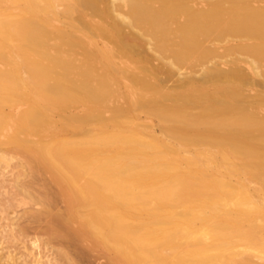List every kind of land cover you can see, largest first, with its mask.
<instances>
[{
    "label": "bare ground",
    "instance_id": "1",
    "mask_svg": "<svg viewBox=\"0 0 264 264\" xmlns=\"http://www.w3.org/2000/svg\"><path fill=\"white\" fill-rule=\"evenodd\" d=\"M255 86L264 0H0L2 209L64 245L0 264H264Z\"/></svg>",
    "mask_w": 264,
    "mask_h": 264
},
{
    "label": "rangeland",
    "instance_id": "2",
    "mask_svg": "<svg viewBox=\"0 0 264 264\" xmlns=\"http://www.w3.org/2000/svg\"><path fill=\"white\" fill-rule=\"evenodd\" d=\"M60 9H62V7H60ZM190 70L191 69H187L186 67L184 68V69H182V72H183V75L185 74V73H189L190 72ZM187 71V72H186ZM179 76L177 75V76H174V77H172V78H174V79H172L171 78V80L169 81V80H167V83L169 84V85H173V84H175V82L174 81H176V84H178V82H177V78H178ZM178 80H179V78H178ZM171 84H170V83ZM167 84V85H168ZM259 86H261V85H259ZM257 86H255L254 87V89H253V91H252V93L251 94H254V93H259L258 92V90H260L261 91V89H262V91H264L263 89H264V87H257ZM255 89H257V90H255ZM257 91V92H256ZM157 127V128H156ZM155 129H157L158 130V126L157 125H155ZM17 159H15V160H13V162H12V166H10V167H8L7 169H5V170H3L4 171V174H0V253L1 254H6V255H9L10 254V256L13 258V260L11 259V263H14V259L16 260V262L17 263H19V262H25V260H27L28 262H31L32 263V260H34L33 258H35V256H39L40 258H41V260L43 261V263L44 262H46L47 260H54L53 259V257L52 256H54L55 257V255H56V250L57 249H59V250H61V249H64V245L62 246V244H60V246H59V241H55L56 243H54V242H52L51 241V243H49L48 244V241L50 242V240H49V236L47 237L46 235H48L47 234V230H45V229H47L46 228V226H47V224H46V222H48V219L46 218V216L45 215H43L45 218H43L42 216H41V220L38 222V224H37V222L35 223V221L34 222H31L32 221V219H33V214H35V213H40L41 212V206H39V205H37V203L35 202V201H32L31 202V200H30V198H29V200H28V204L26 205L28 208H26V210L27 209H30V212H31V210H32V212L31 213H27V215L28 214H32L31 216L29 215V217L31 218V221H28V220H26V219H23V215L20 213L19 215H18V218L16 217L17 216V214H16V216H15V213L14 212H12V210H8V211H5V210H3L2 209V204L4 203V201L7 199V197H9V195L10 194H12L13 193V191H15V188L13 187L14 186V177H15V173H17V168L15 167L16 166V164H17V161H16ZM33 178V176L32 175H29L28 176V178H27V180H28V182L29 183H31L32 181V183L34 184V180H37L36 178L34 179L33 178V180H32V178ZM38 179H40V181H41V179H42V181L45 179V181H46V178H44L43 179V177H41V178H38ZM27 180L25 179V183H27ZM38 181V180H37ZM36 181V182H37ZM40 181H38V182H40ZM42 181L40 182V183H42ZM45 181H43V183L45 182ZM37 182V183H38ZM29 183H27V184H29ZM31 183V184H32ZM42 183V184H43ZM46 183H47V181H46ZM36 184V183H35ZM34 184V185H35ZM34 185H31V186H34ZM39 185H41V184H37V185H35V186H39ZM43 186V185H42ZM257 185L255 184V183H251L250 184V187H251V190L252 191H254V188L256 187ZM41 187V186H40ZM40 187H37V189L38 190H40V189H42V188H40ZM49 188H52V186L51 185H49ZM49 188H48V190H49ZM33 189H34V187H33ZM35 189H36V187H35ZM34 189V190H35ZM37 189L34 191L35 192V194H38V191H37ZM53 189L55 190V192H54V190L52 191V189H51V191L49 190V192L51 193V194H55L56 193V187L54 186L53 187ZM5 190H7L8 192H9V195L8 194H6L5 193ZM37 191V192H36ZM62 202V201H61ZM60 202V200L57 202L58 204H56L55 203V205L56 206H58V208L56 207V210H60V211H62L64 208H63V206H64V203H61ZM34 204H36V205H34ZM32 205V206H31ZM34 205V206H33ZM55 205H54V207H55ZM33 209L34 210H38V211H35V212H33ZM40 210V211H39ZM29 211V210H28ZM12 213H14V214H12ZM19 217H22L21 219H19ZM27 217V216H26ZM25 217V218H26ZM29 217H27V219L29 218ZM21 220V221H20ZM37 220H39V219H36V221ZM45 222H44V221ZM17 222V223H16ZM28 222H30V223H28ZM19 223H22L23 225H22V227L23 228H21V229H19V227H18V224ZM30 225V227L28 228V224ZM43 223V224H42ZM45 223V224H44ZM13 224V225H12ZM36 224V225H35ZM28 225V226H27ZM38 225V226H37ZM19 226H21L20 224H19ZM45 228H44V227ZM37 227V228H36ZM19 229V230H18ZM18 230V231H17ZM22 231V233L24 232V234L25 235H21V236H19L18 234H21V231ZM25 230V231H24ZM20 231V232H19ZM44 232V233H43ZM18 233V234H17ZM15 234H17L18 236H16V237H14V239H12V235L14 236ZM35 236V237H34ZM48 238V239H47ZM37 240V243L35 244L34 242ZM46 240H48V241H46ZM34 241V242H33ZM39 242V243H38ZM41 242V243H40ZM47 242V243H46ZM59 242V243H58ZM34 244L35 245H39V246H36V247H34ZM42 244V245H41ZM53 244V245H52ZM58 245L59 247H57L56 245ZM33 245V246H32ZM39 247V248H38ZM48 247H50V248H48ZM53 247V250L51 249ZM61 247V248H60ZM49 249H51V250H49ZM54 249H56V250H54ZM59 250H57V251H59ZM37 251V252H36ZM52 251V252H51ZM83 251L84 252H80L77 256V258L76 257H74V260L77 262L76 264H112V263H108V259H107V256L106 255H104L102 252L100 253V251H98V250H95V251H89V250H87L86 249V246H84V249H83ZM35 252V253H34ZM40 252V253H39ZM38 253V254H37ZM83 253H85L84 255H83ZM97 253V254H96ZM30 254V255H29ZM87 254H89V255H87ZM28 255V256H27ZM35 255V256H34ZM79 255H81V256H79ZM87 255V256H86ZM85 256V257H84ZM99 256H100V258H99ZM52 257V258H51ZM83 258V260H82V258ZM89 257V258H88ZM105 257V258H104ZM49 258V259H48ZM107 261V262H106ZM96 262V263H95ZM61 264V263H60Z\"/></svg>",
    "mask_w": 264,
    "mask_h": 264
}]
</instances>
